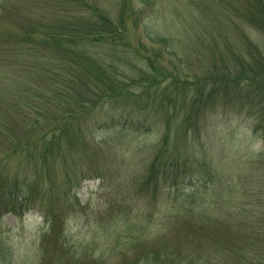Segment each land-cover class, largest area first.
Wrapping results in <instances>:
<instances>
[{"label":"rangeland","instance_id":"374dc122","mask_svg":"<svg viewBox=\"0 0 264 264\" xmlns=\"http://www.w3.org/2000/svg\"><path fill=\"white\" fill-rule=\"evenodd\" d=\"M90 1L109 18L125 13L115 39L131 50L150 42L148 17L175 50L166 67L191 74H156L152 92L133 86L139 100L130 89L70 119L54 152L41 140L54 122L27 138L30 108L0 111V194L6 179L36 189L24 216L0 198V264H255L259 244L245 247L264 233V32L245 20L248 43L237 24L259 0ZM41 2L0 0V30L23 32L40 15L63 23L49 3L37 14ZM224 66L233 74H218Z\"/></svg>","mask_w":264,"mask_h":264},{"label":"trees","instance_id":"16d2710c","mask_svg":"<svg viewBox=\"0 0 264 264\" xmlns=\"http://www.w3.org/2000/svg\"><path fill=\"white\" fill-rule=\"evenodd\" d=\"M45 3L62 11V14L65 12L64 15L61 14L63 17L61 18L65 19L63 23L56 24L55 20L51 21L50 16L40 15L36 18L38 21H33L23 32L0 30V111L7 114L8 109L17 111L26 104L30 108V113L23 112L21 116L30 123V126L22 125L21 132L27 135V138H34L38 126L54 122L53 127L41 139L46 142L44 144L46 147L51 148V152H54L53 142L56 137L62 138V141L64 136L68 135L69 130L65 126H68L70 119L82 118L100 103L129 96L130 89H132L130 95L134 100H139L145 91L135 90L133 86L147 88L149 93L152 92V88L160 85L162 81L155 77L156 74H191L186 71L176 73L166 67L162 57L167 58L170 53V39L154 31L148 23L150 20L148 17L143 35L149 37L150 42L142 41L141 49L131 47V50L130 45L116 41L124 32V28L120 29L117 25L125 23L124 12L114 19L100 12L99 7H91L90 4L93 2L90 0H46L39 4V8L42 9L38 8L37 14L47 13L43 10ZM126 3L127 1L124 2ZM257 3H259L257 8L254 7L255 3H252V11H245L247 16L242 13L241 22L237 24L242 32L245 31L243 34L245 42L248 43L247 40L251 41V37L245 30L246 22L257 24L264 32V0ZM74 7L76 9L70 12ZM60 16L56 17L59 19ZM41 20L48 22L42 23ZM248 43L249 48L251 42ZM170 54L175 56V50L174 54ZM169 63L172 65L171 68L176 67L173 58ZM249 65V61L241 62L243 74H254ZM223 69L226 72L222 70L218 74H233V69L229 66H224ZM261 74H264V71ZM239 78L236 77V80ZM169 79L172 81L170 86L176 84L175 76L171 75ZM39 103L45 106L42 108ZM118 122L122 121L119 119ZM111 123L116 124L115 119L111 120ZM140 124L139 120L136 127L139 128ZM258 128L259 126L256 127ZM39 140L35 139L37 144ZM37 144L32 145L34 148L31 149L32 156L39 147ZM46 157L44 156L45 161ZM45 161L44 165H47L48 162ZM16 179L12 183L8 179L5 180V189L9 188L4 192L9 199V204L5 207L6 211L24 216L34 201L36 189L28 182L23 185L15 181ZM11 184L14 185L11 187ZM4 193L1 192V199L4 198ZM26 202H29V205ZM45 215L47 220L53 222L55 219L52 212ZM251 244H259L258 260L255 264H264V233L253 239L248 238L245 249H249ZM259 260L261 262H258Z\"/></svg>","mask_w":264,"mask_h":264}]
</instances>
